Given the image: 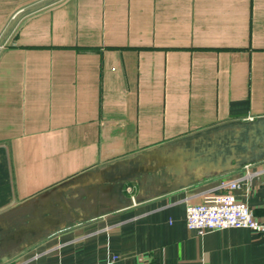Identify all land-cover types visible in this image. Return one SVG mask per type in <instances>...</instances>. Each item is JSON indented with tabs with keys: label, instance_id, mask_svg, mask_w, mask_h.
Masks as SVG:
<instances>
[{
	"label": "crops",
	"instance_id": "crops-1",
	"mask_svg": "<svg viewBox=\"0 0 264 264\" xmlns=\"http://www.w3.org/2000/svg\"><path fill=\"white\" fill-rule=\"evenodd\" d=\"M1 35L0 264H264V233L186 224L245 165L182 188L55 189L263 116L264 0H0ZM236 193L264 219V172Z\"/></svg>",
	"mask_w": 264,
	"mask_h": 264
},
{
	"label": "water",
	"instance_id": "water-1",
	"mask_svg": "<svg viewBox=\"0 0 264 264\" xmlns=\"http://www.w3.org/2000/svg\"><path fill=\"white\" fill-rule=\"evenodd\" d=\"M264 160V115L251 120H231L202 129L168 144L123 159L98 171H85L56 187L87 184L91 189L122 193L130 181L142 184L170 182L182 188L212 176ZM66 209V207H65Z\"/></svg>",
	"mask_w": 264,
	"mask_h": 264
},
{
	"label": "built area",
	"instance_id": "built-area-1",
	"mask_svg": "<svg viewBox=\"0 0 264 264\" xmlns=\"http://www.w3.org/2000/svg\"><path fill=\"white\" fill-rule=\"evenodd\" d=\"M246 166V174L241 178L224 179L220 182V192L202 195L199 202L189 201L186 206V224L198 234L232 227L249 228L264 233V219L257 217L252 208L236 193L243 180L264 172V167L252 169V163ZM131 192L133 188L128 187ZM117 258V257H116ZM115 258V259H116Z\"/></svg>",
	"mask_w": 264,
	"mask_h": 264
},
{
	"label": "rangeland",
	"instance_id": "rangeland-1",
	"mask_svg": "<svg viewBox=\"0 0 264 264\" xmlns=\"http://www.w3.org/2000/svg\"><path fill=\"white\" fill-rule=\"evenodd\" d=\"M0 46L3 47V35L0 36Z\"/></svg>",
	"mask_w": 264,
	"mask_h": 264
}]
</instances>
